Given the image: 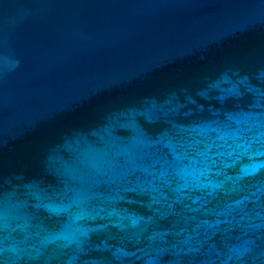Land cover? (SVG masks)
I'll use <instances>...</instances> for the list:
<instances>
[{
	"label": "water",
	"instance_id": "obj_1",
	"mask_svg": "<svg viewBox=\"0 0 264 264\" xmlns=\"http://www.w3.org/2000/svg\"><path fill=\"white\" fill-rule=\"evenodd\" d=\"M264 264V0H0V264Z\"/></svg>",
	"mask_w": 264,
	"mask_h": 264
},
{
	"label": "clouds",
	"instance_id": "obj_2",
	"mask_svg": "<svg viewBox=\"0 0 264 264\" xmlns=\"http://www.w3.org/2000/svg\"><path fill=\"white\" fill-rule=\"evenodd\" d=\"M255 250L253 241H243L240 244L230 246L221 259V264H239L240 260ZM151 264V260L148 261Z\"/></svg>",
	"mask_w": 264,
	"mask_h": 264
}]
</instances>
